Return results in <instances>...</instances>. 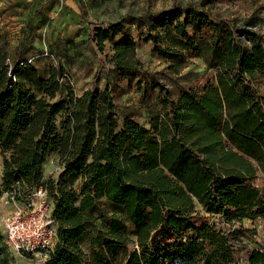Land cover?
Here are the masks:
<instances>
[{"label":"trees","instance_id":"trees-1","mask_svg":"<svg viewBox=\"0 0 264 264\" xmlns=\"http://www.w3.org/2000/svg\"><path fill=\"white\" fill-rule=\"evenodd\" d=\"M216 2L235 0H208ZM157 15L141 39L169 74L180 75L191 57L216 70L177 98L145 69L138 40L120 23L93 37L102 53L110 44L114 91L107 71L105 87L78 94L60 66L44 77L18 53L11 63L0 39L4 185L21 194L46 186L55 203L58 243L41 264H114L130 244L124 264H264L256 226L264 220V38L212 19L209 7L174 5ZM144 74L163 94V113L149 127L130 115L121 125L117 94ZM54 153L63 170L45 180ZM12 263L0 230V264Z\"/></svg>","mask_w":264,"mask_h":264},{"label":"rangeland","instance_id":"rangeland-1","mask_svg":"<svg viewBox=\"0 0 264 264\" xmlns=\"http://www.w3.org/2000/svg\"><path fill=\"white\" fill-rule=\"evenodd\" d=\"M174 5L209 7L212 19H227L238 26H248L264 38V0H235L214 5L208 0H0V39L8 41L11 63L18 53L23 60H32L44 77L49 76L52 66H60L78 94L96 86L105 87L107 71L114 91L116 75L105 64L104 57L105 53H110V44L102 53L93 36L97 28L120 23L127 34L138 40L137 52L145 69L159 77L177 98L185 90L201 87L215 76L216 70L208 69L201 58L191 57L180 75L169 74L167 62L152 54L151 45L141 39V34L150 29L158 12L172 10ZM82 9L85 10L84 16ZM139 79L141 85L138 84ZM154 79L146 74L135 76L129 83V90L117 94L116 112L121 125L124 116L130 115L149 127L151 118L163 113V94L155 87ZM259 90L264 95V83L259 85ZM3 157L0 151V188L3 191L0 197V230L4 238L3 224L12 207L5 199ZM62 170L59 155L54 153L44 166V179L52 177L58 180ZM257 184L264 190L263 174L259 175ZM100 203L108 205L104 200ZM197 207L202 209L198 204ZM246 225L251 224L247 221ZM256 226L259 235H263L264 220H257ZM135 247L130 244L121 250L113 263L124 264ZM8 251L13 257L12 264H41L43 261L15 253L9 247Z\"/></svg>","mask_w":264,"mask_h":264},{"label":"built area","instance_id":"built-area-1","mask_svg":"<svg viewBox=\"0 0 264 264\" xmlns=\"http://www.w3.org/2000/svg\"><path fill=\"white\" fill-rule=\"evenodd\" d=\"M6 203L12 207L3 224L7 246L44 263L58 243L55 203L48 187H35L25 194L14 189L7 193Z\"/></svg>","mask_w":264,"mask_h":264},{"label":"crops","instance_id":"crops-1","mask_svg":"<svg viewBox=\"0 0 264 264\" xmlns=\"http://www.w3.org/2000/svg\"><path fill=\"white\" fill-rule=\"evenodd\" d=\"M94 37V36H93ZM6 197H7V194H6ZM6 197H5V199H6Z\"/></svg>","mask_w":264,"mask_h":264}]
</instances>
